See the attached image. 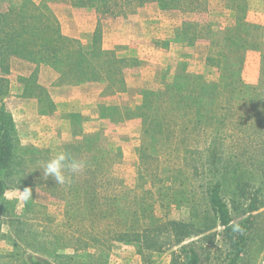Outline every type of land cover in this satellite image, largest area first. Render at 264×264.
<instances>
[{
	"label": "rangeland",
	"instance_id": "374dc122",
	"mask_svg": "<svg viewBox=\"0 0 264 264\" xmlns=\"http://www.w3.org/2000/svg\"><path fill=\"white\" fill-rule=\"evenodd\" d=\"M88 1L0 0L4 32L15 28L23 33L31 26L34 33L24 36L38 41L47 33L39 23L49 24L46 17L55 22L65 40L53 56L37 46L29 47L32 58L12 55L4 62L7 69L0 68V86H4L0 109L11 117L16 141L15 164L5 180L0 214V264H177L174 255L179 246L166 244L161 251H143L134 240L125 244L117 237L132 233L131 206L137 210L143 206V211L138 210L145 217L141 230L165 220L202 227L203 216L191 219V209L178 201L200 197L197 187L202 173L193 176L191 170L200 164L190 162L202 150L203 161L208 159L205 147L211 141L207 136L215 130L220 131L221 157L216 165L219 176L214 178L220 177V196L231 224L244 220L246 206L254 197L258 200L246 233L245 253L238 261L257 264L264 259V131L260 132L264 100L254 96L251 104L230 101L225 97L229 90L221 84L218 97L205 104L206 111H213L210 120L214 114L221 116L218 127L206 126L203 134L196 131L184 143L183 133L169 140L160 134L155 139L145 135L142 120L123 109L135 111L145 91L161 93L154 97L155 103L167 110L158 111L163 115L154 127L167 132L165 126L176 120L191 129L188 121L194 122L195 108L183 116L175 114L168 110L171 103L163 92L170 91L182 107L183 99L195 94L202 82L223 81L220 59L213 55L217 48L211 45L241 21L248 25L241 33L249 48L251 42L253 46L240 53L238 79L255 88V93L264 91V0H173L168 7H161L159 0H143L114 12L106 10L103 0L84 4ZM39 52L45 60L34 58ZM254 110L259 113L257 119ZM61 151L86 165L63 186L51 177L44 179L42 173L43 162ZM95 151L111 153L101 159L96 182L99 211L106 209L104 198L118 197L119 208L107 217L94 210L88 218L86 205H76L78 195L85 194L78 192L77 183L87 179L85 170L96 165ZM203 170V175L210 173ZM151 179L156 185L165 183L168 191L156 193ZM119 188L127 198L121 199ZM24 189L31 191L32 198H24ZM213 233L192 239L199 241L196 248L202 264H220L231 254L220 236L207 237Z\"/></svg>",
	"mask_w": 264,
	"mask_h": 264
},
{
	"label": "trees",
	"instance_id": "16d2710c",
	"mask_svg": "<svg viewBox=\"0 0 264 264\" xmlns=\"http://www.w3.org/2000/svg\"><path fill=\"white\" fill-rule=\"evenodd\" d=\"M92 1L99 3V0H89L84 4L91 5ZM103 2L107 4V11L114 12L118 10H125L126 7L128 8V6H130L134 2H137V4H142L143 0H103ZM173 3V0H159V5L161 7H168L170 5H173ZM36 17L37 15L33 17L34 20L37 19ZM44 19L48 21L49 24H44L42 20H40L39 23L45 25L44 28L46 29L47 33H44L43 36L41 35L39 37L40 40L38 41H35V38H33L32 36H24L34 33V27L30 26L29 30L27 32L23 31V33L16 32L15 28L10 29L11 33L7 31L4 32L5 29H2L0 27V48H3L2 53H0V68L2 70L7 69L4 62L9 56L17 54L21 56L27 55L26 57L30 56L27 52L29 47L37 46L38 50H46L48 52L46 53L50 56H53L56 52H58L59 46L62 47V44L65 40L60 36L58 27L55 22L52 21L51 23V20H49V18L47 19L46 17ZM247 27L248 25L242 23V21L241 23L239 22L232 27L230 26V28H228L225 33L221 34L220 39L218 38L216 40V43L211 45V48H217L214 51L213 55L219 57L220 59L219 60L216 57V60H219V62L221 63L220 72L222 74V77L223 75H225L223 81L219 80L217 83L213 84H204V82H202V85L199 86V89L195 94L193 92L190 97L183 99L182 107H180V103L177 101L178 98L176 99V102L174 101L175 98L172 94L169 93L170 91L163 92L165 94V97L166 95L168 96V101L171 103H168L170 105L168 110H172L173 112H175V114H178L179 112V115L181 114L183 116L184 111L192 112V109L195 108L193 111L194 117L192 118L194 122L188 121V125H190L191 129L187 130V127H185L184 125L182 127L181 124H177L176 120H173L170 125L165 126V129L168 128L167 132H161L159 131L157 126L154 127V124H159L163 115V113H159L158 111L167 110V107L160 109V105L155 103L156 98L161 93L158 94L150 91H145L141 95V104L135 107V111H132L133 109L125 108L123 110L126 111L129 116L138 117L142 120L143 132L145 135H149L153 137V139H155L160 134V138H162L163 135L164 137H166L164 139L169 140L172 137L176 139L178 135H182L183 133L186 136V138L182 139L184 143L186 139L191 137L193 133H196V131L200 130V134H203L206 126H210L214 130L216 127H218L217 125L220 122L221 116H217L216 114H214L212 119L210 120V116L213 114V111L212 109H208L206 111L205 104L207 101L215 100L218 97L217 94L220 93L219 87H221V84L225 85V89L229 90L228 93H225V97L230 101H235L236 103L246 102L247 104H251L254 101V96L260 97L264 100L263 90L261 93H255L257 91H254L255 88L244 85L238 79V72L240 69L239 58H242L240 53L249 50L253 46V43L251 42V47L249 48L247 38L243 35L244 33H241L244 32L243 28ZM37 35H39V33ZM42 56V53L39 52L37 53V55H35L34 58L45 60ZM210 60L211 59H208V61ZM262 61L264 65V58L262 59ZM1 86L0 90H4V86ZM167 88H169V86H167ZM163 98L164 97H161L160 99ZM262 106H264V104H262ZM152 110H154L155 112L153 115H151ZM252 114L255 115L256 119L259 117V113L255 110ZM260 121L264 120L261 119ZM175 126L177 128L176 131ZM181 127L182 130H180ZM263 131V127L261 126L260 132ZM14 133V124L11 117L6 114L3 109H0V214L3 213V205L5 203L4 194L7 188V183L5 180L6 177H8V175L12 172L13 165L15 164L14 147L16 141L13 139L15 137ZM219 134L220 131L216 132L215 130L212 135L207 136L211 143H208V145L206 144L207 147H205L208 158L206 161H203L201 157L202 155H204V150H202V152L199 153L198 159L192 160L190 162L200 164H196L193 166V168H191L194 174L193 176L199 177L200 175L198 171H200L202 175L205 174L206 171L203 169L210 171V173H208L207 175H203V177L201 175L202 183H199L197 187L200 197L194 199L181 198V200L178 201L181 207H184L185 209H191V219L198 218L200 215L203 216L202 227L197 228L192 222L189 221L165 220L164 222H159L160 224L155 225L154 228L149 227L141 230V223L145 217L143 216V214H140L138 210L143 211V206L139 207L138 210L134 206H131L128 207V211L130 212V218H128V221L133 226L132 233H122L119 237H117V241L128 244L130 242H133L130 240H134V243H137V245H139L140 249H143V251H161L163 246H165L166 244L179 246L177 253L174 255L177 264H202L200 253L196 248V245L199 243V241H194L192 239H196V237L201 236L205 232L214 231L212 235H207V237L220 236L222 240H225L231 252L230 256L227 255L226 259L219 263L238 264L239 257L245 253L248 240V238L246 237V233L248 232L251 219L254 218L251 213L257 210L258 200L256 199V197H254L250 204L246 206L245 213L248 216L244 220L237 223V225L235 226L231 224L232 220L227 205L220 196L221 186L219 184V181H217L220 179V177H216V179L214 178V176H219L220 170L218 166H216L218 164V161H220L218 157H221V149L218 150ZM96 139H93V141L95 142ZM93 141L91 142L94 143ZM261 142H264V140L261 139ZM143 147L145 148L149 146ZM142 151L143 148L138 151L139 155ZM92 154L93 158L96 160V165L94 167H90L88 170H85V173L89 174V177L87 179H83L77 183L78 192H84L85 194L78 195L76 199V205H86V209L88 210V218H90V214L93 216L92 212H95L94 210L103 213L105 217H107V215L114 213V211L119 208V204H117L116 202L118 201V197H116V201L113 198H104L107 199L106 203L103 204L106 209L99 211L100 204L98 201V195L96 194V182L100 181L99 177L101 175L102 169L101 159L105 160L106 158H109V154L111 153L108 154L103 153L102 151H95V153L93 152ZM185 158L186 160H188L187 157ZM151 181L152 183L150 184L153 188H155L156 193H158L159 195H162L164 192L168 191V187H164L166 186L165 183L163 185H160V183L159 185H156L157 183L154 179H151ZM116 192L118 194H122L121 199L127 198V194L123 193L120 188ZM140 201L144 203L143 199H141ZM137 203L141 204L140 202ZM185 203L186 205H184ZM146 219H148L147 215ZM126 222L124 225H127ZM218 228H220V231H218L217 233L216 230ZM189 240L192 241L184 244ZM33 264L45 263L42 261H35L33 262Z\"/></svg>",
	"mask_w": 264,
	"mask_h": 264
},
{
	"label": "clouds",
	"instance_id": "9594fccd",
	"mask_svg": "<svg viewBox=\"0 0 264 264\" xmlns=\"http://www.w3.org/2000/svg\"><path fill=\"white\" fill-rule=\"evenodd\" d=\"M85 163L74 159L69 153L61 151L52 158L43 162V178L51 177L58 185H68L72 182V176L83 171ZM25 199L32 198L29 189L21 191Z\"/></svg>",
	"mask_w": 264,
	"mask_h": 264
},
{
	"label": "built area",
	"instance_id": "2783aa9c",
	"mask_svg": "<svg viewBox=\"0 0 264 264\" xmlns=\"http://www.w3.org/2000/svg\"><path fill=\"white\" fill-rule=\"evenodd\" d=\"M257 264H264V259L260 260Z\"/></svg>",
	"mask_w": 264,
	"mask_h": 264
}]
</instances>
